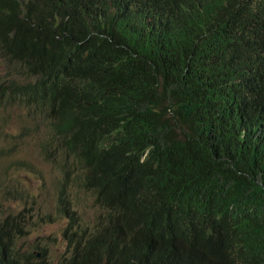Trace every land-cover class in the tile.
I'll return each mask as SVG.
<instances>
[{
	"label": "trees",
	"instance_id": "16d2710c",
	"mask_svg": "<svg viewBox=\"0 0 264 264\" xmlns=\"http://www.w3.org/2000/svg\"><path fill=\"white\" fill-rule=\"evenodd\" d=\"M0 64L71 264L78 235L116 228L107 264H264V0H0ZM70 184L104 213L91 230Z\"/></svg>",
	"mask_w": 264,
	"mask_h": 264
},
{
	"label": "rangeland",
	"instance_id": "374dc122",
	"mask_svg": "<svg viewBox=\"0 0 264 264\" xmlns=\"http://www.w3.org/2000/svg\"><path fill=\"white\" fill-rule=\"evenodd\" d=\"M5 72L6 69L0 64V77L4 76ZM11 111L14 114L9 119H4L0 113V215H16L25 209L24 217L17 221L26 222L28 233L19 241V249H47L55 260L63 249L61 235L66 223L57 220L45 224V220L48 215L53 214L57 204L58 173L51 164L44 162L37 155L34 134H20L24 126L32 131L31 123L18 116L19 110ZM10 150L13 151L8 152ZM25 165L31 167H23ZM11 188L15 191H11ZM12 194L21 196L22 200L13 199ZM63 194L69 195L75 204L74 217L82 216L89 225L93 217L101 211L98 206H94L91 194L72 184ZM43 216H46L44 221Z\"/></svg>",
	"mask_w": 264,
	"mask_h": 264
},
{
	"label": "clouds",
	"instance_id": "9594fccd",
	"mask_svg": "<svg viewBox=\"0 0 264 264\" xmlns=\"http://www.w3.org/2000/svg\"><path fill=\"white\" fill-rule=\"evenodd\" d=\"M47 114L56 116L62 113ZM99 209L101 210L100 207ZM102 214L104 213L100 211L95 215L90 225L85 223L84 220L81 221L82 228L89 230L93 229ZM4 217L0 215L1 219ZM74 218L76 219L77 217ZM64 222L67 224L66 221ZM21 223L24 226V235L17 234L13 227L7 228L10 235L6 234L5 230L0 232V264H71V261L75 257L76 250L68 247L62 235V240L64 242L63 249L55 260L51 258L47 249L40 247H37V249L33 251H21L18 247V243L28 233L26 231V222L21 221ZM78 240L84 247V257L78 264H82L83 261L92 262V264H107L116 259L127 244L125 236L117 228L98 234L88 232L86 235H78Z\"/></svg>",
	"mask_w": 264,
	"mask_h": 264
}]
</instances>
